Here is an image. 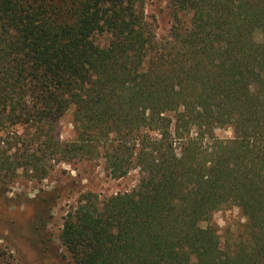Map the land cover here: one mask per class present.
Instances as JSON below:
<instances>
[{"label":"trees","instance_id":"obj_1","mask_svg":"<svg viewBox=\"0 0 264 264\" xmlns=\"http://www.w3.org/2000/svg\"><path fill=\"white\" fill-rule=\"evenodd\" d=\"M169 5L161 37L145 0H0V134L35 128L2 139L0 178H46L50 152L139 170L133 190L68 212L75 264H264V0ZM231 206L246 221L222 246L213 218ZM0 264H14L1 243Z\"/></svg>","mask_w":264,"mask_h":264},{"label":"rangeland","instance_id":"obj_2","mask_svg":"<svg viewBox=\"0 0 264 264\" xmlns=\"http://www.w3.org/2000/svg\"><path fill=\"white\" fill-rule=\"evenodd\" d=\"M146 18L153 23L161 37L166 36L174 17L169 0H145ZM101 43L107 37H99ZM73 111L58 119L57 136L61 141L75 137ZM31 132L35 128L18 125L0 134L2 146L8 133ZM220 138L233 136L231 128L216 131ZM49 175L42 178L19 168L13 177L0 178V243L13 255L14 264H75L65 249L60 235L65 217L86 192L100 198L129 192L139 183L140 172L132 170L127 176L114 178L106 169L103 158L60 161L53 153L45 157ZM245 218L237 207H226L214 214L222 246L234 241Z\"/></svg>","mask_w":264,"mask_h":264}]
</instances>
